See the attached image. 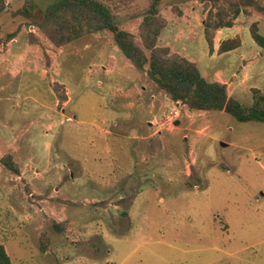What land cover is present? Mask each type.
Returning a JSON list of instances; mask_svg holds the SVG:
<instances>
[{
  "label": "rangeland",
  "instance_id": "obj_1",
  "mask_svg": "<svg viewBox=\"0 0 264 264\" xmlns=\"http://www.w3.org/2000/svg\"><path fill=\"white\" fill-rule=\"evenodd\" d=\"M56 1L34 0L32 18L27 0L0 13V244L14 264H264V122L173 102L110 32L56 47L32 24ZM104 1L142 44L150 0ZM160 13L159 45L252 105L264 15L217 31L211 52L204 0H163Z\"/></svg>",
  "mask_w": 264,
  "mask_h": 264
},
{
  "label": "trees",
  "instance_id": "obj_2",
  "mask_svg": "<svg viewBox=\"0 0 264 264\" xmlns=\"http://www.w3.org/2000/svg\"><path fill=\"white\" fill-rule=\"evenodd\" d=\"M207 18L205 38L211 52L215 49L216 32L231 28L242 14L252 15L257 12L264 15V4L259 0H204ZM163 0H150L140 14L139 26L141 43L137 35L123 28L111 6L104 0H57L49 5L39 20H33L41 32L56 47H64L84 35L110 32L122 53L137 68L145 71L148 77L175 103L188 106L192 110L224 111L241 122H264V91L253 90V103L244 105L230 95L228 85L220 81H209L204 77L196 62L186 56L172 52L169 47L159 45L167 20L160 13ZM34 0H27L26 15L33 16ZM6 0H0V13L6 10ZM251 33L258 46L264 49V35L259 32L258 23L251 27ZM12 33L9 38H14ZM242 39L239 36L227 38L221 42L219 53H226L239 48ZM60 101L68 100L67 94L58 93ZM10 169L18 172L12 156L2 159ZM62 230V224H55ZM49 237L42 238V249L47 250ZM0 264H14L3 243L0 244Z\"/></svg>",
  "mask_w": 264,
  "mask_h": 264
},
{
  "label": "water",
  "instance_id": "obj_3",
  "mask_svg": "<svg viewBox=\"0 0 264 264\" xmlns=\"http://www.w3.org/2000/svg\"><path fill=\"white\" fill-rule=\"evenodd\" d=\"M176 124H178V122H176ZM224 145V144H223Z\"/></svg>",
  "mask_w": 264,
  "mask_h": 264
}]
</instances>
